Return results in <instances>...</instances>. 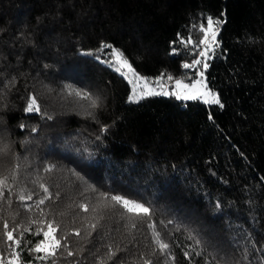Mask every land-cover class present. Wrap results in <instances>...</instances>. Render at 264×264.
<instances>
[{
	"label": "trees",
	"instance_id": "trees-1",
	"mask_svg": "<svg viewBox=\"0 0 264 264\" xmlns=\"http://www.w3.org/2000/svg\"><path fill=\"white\" fill-rule=\"evenodd\" d=\"M207 16L223 21L204 69L223 107L164 94L132 101L113 49L97 51L107 43L142 75L192 81L197 67L183 64L202 45L181 39L201 40ZM0 74V178L11 186L0 233L5 220L24 226L27 264H264V0H0ZM29 93L39 113L25 111ZM42 184L51 199L37 207ZM101 193L152 215L102 207ZM31 220L67 237L54 258L28 251L47 230L25 231Z\"/></svg>",
	"mask_w": 264,
	"mask_h": 264
},
{
	"label": "snow or ice",
	"instance_id": "snow-or-ice-1",
	"mask_svg": "<svg viewBox=\"0 0 264 264\" xmlns=\"http://www.w3.org/2000/svg\"><path fill=\"white\" fill-rule=\"evenodd\" d=\"M205 22H206V26L205 24H201L199 26V31L201 33H203V38L201 40H192L191 37H189L186 41L181 39V43H190L193 44L195 46V48H200L201 45H203V49L197 53V55L199 57H207L209 55V50L213 49L219 45V41L216 39V37L218 36V29L220 27V25L223 23V21L220 18H213L211 16H207L205 18ZM175 43V42H173ZM113 49L111 55L114 56V61H109L111 63H114L115 65H117V71H121V69H127L129 71L132 72L133 76L135 77V79L137 81H143L145 85H147V79L146 78H142L139 77V75L135 72V69H133L131 63H129V61L124 57L123 53L118 50V49H114V47L110 44L107 43H102L100 49H98L97 51H103L104 49ZM176 52V49H173V53ZM91 54V53H88ZM97 59H99V57H96ZM202 65L204 68L208 67V64L206 62V60L197 58L194 59L192 61V63H184L183 67L184 68H194L196 66H200ZM45 67H47V65H45ZM122 74L127 75V72H123ZM200 76L203 77L204 73L203 71H201ZM2 75V74H0ZM164 77L163 75H161V77L157 78L156 80V84L159 85L161 87V92L160 93H153V92H146L143 95H152V94H169L167 92H163V85H162V81H163ZM168 80H172V77L169 75L167 77ZM15 83V78L13 77L12 80L6 81L5 82V87H10L13 86ZM196 83H200V81H197ZM176 87L177 88H189V85H185L183 84L182 81L180 80H176L175 81ZM68 89L71 90V85L67 86ZM192 87H194V85H192ZM76 95H80L81 92L83 90H74ZM69 94H72V92L70 91ZM200 95H204L202 93H198L197 95H185L182 98L184 99H196L198 98V96ZM207 95H210L212 97L211 100H207V103H214V104H218L220 105V107H223L219 95L218 94H213L210 91L207 93ZM139 98H143V96L139 97ZM131 99L135 100L137 99L136 95H135V91L133 96L131 97ZM40 104L38 102L37 96L35 94L29 93L28 96V102L26 104L25 107V111L26 112H36L39 113L40 112ZM48 119H51V117H47ZM23 127V125H22ZM6 146L4 147H0V153H3L4 151H6ZM55 166L51 165L49 166L47 169H45V171L47 172H51L53 170ZM41 188L43 189V191L45 193H47L46 196L38 199V201L36 202L37 207H39V205H43L45 203L46 200L51 199V193L49 192V189L47 188V186L45 185H40ZM8 189L9 191L11 190V186L8 184V177H3L0 178V199L4 198V190ZM102 200H101V205L102 207H115L116 205H120L121 207H123L125 209V211L129 214H131V216L133 218H145V217H151L152 215V208L150 206H148L147 204L140 202V201H136V200H131L125 196L122 195H111L108 193H101L100 194ZM18 199L20 201H24V200H31L32 199V194H28L27 196L21 194ZM110 199V201L112 202L111 205L107 204V203H103V201ZM9 203H11L9 201ZM26 207H28L29 209H31L30 205H26ZM81 207L84 208L85 211L88 210V205L84 204L81 205ZM216 207L219 208V202H217ZM43 210L41 209V212ZM38 223H43L46 224V228L47 230H45L44 228H40L37 231H35L33 234L35 236H40L42 234L43 239L39 240L34 247H31L28 249V251L30 252H35V253H43V255H39L36 257V259L38 260H47V259H52L57 255V250H59L60 248L64 247L65 244L63 243V241L67 240V237H60L57 238L56 233L59 231V225H56L54 221H49V220H44V221H37V220H31L29 222V227H27L25 229V231H32L31 229V224H38ZM163 223V222H161ZM24 227L23 225H10L8 223V221H4L3 223V232L0 233V246H2L3 248H6L8 251L7 253H5V251L0 250V264H27L26 261L23 260L22 256H21V252L23 251L22 248V241L21 239H19V236H23L24 232L21 231V228ZM89 227H91L92 229H95L96 224H90ZM131 227L135 228L136 224L133 223L131 225ZM148 227L152 228L154 230V235H155V241H156V245L159 251H161L162 253H168L169 258L171 260H175L174 256H171V254L168 252L170 245L166 242H164L163 239H161V234L158 231H155V223H150L148 224ZM19 234V236L17 235ZM75 234L77 236L80 235L79 230H76ZM189 239H195V244L192 245L191 247H196L198 245H200L201 241L198 238H194L191 234L188 237ZM118 251V250H117ZM68 255H74L73 252L69 251L67 253ZM154 254V253H153ZM185 256H190V253L185 252L184 253ZM110 257L111 256H115L116 252L115 251H111L108 254ZM196 255H200L199 252L196 253ZM144 264H153V261L151 258L145 259L144 260Z\"/></svg>",
	"mask_w": 264,
	"mask_h": 264
},
{
	"label": "rangeland",
	"instance_id": "rangeland-1",
	"mask_svg": "<svg viewBox=\"0 0 264 264\" xmlns=\"http://www.w3.org/2000/svg\"><path fill=\"white\" fill-rule=\"evenodd\" d=\"M203 47L204 46L202 45L200 51L203 49ZM212 50L213 49L209 50V55L211 54ZM209 55L207 57H199L198 56L197 58L206 60V62H207V60L209 58ZM112 59H113L112 61H114V59H115L114 56H113ZM110 65L112 67H114L115 69H117V65H115L114 63H110ZM196 67H197L198 75L192 81H188V80H185V79H182V78H172V80H168L167 78L164 77V79L162 81V85H163V89L162 90H163V92H167V93H169L167 95L173 96V97H176V98L182 99V100H188V99L182 98L185 95H197L198 93H202L204 95H200L196 99H200V100H203L205 102L207 100H211L212 97L210 95H207V93L210 91L213 94H218V92H217V90L209 87V85L207 84V80H206L205 73H204V69L205 68L202 65L196 66ZM196 67H194V68H196ZM201 71H203V73H204L203 77H201L200 74H199ZM119 72L121 74L123 72H127V75H124V74L123 75L126 76L128 81L130 82L131 93H130L129 99L132 100V101H136V100L141 99V98H139L141 96H143V97L148 96V95H143L146 92H153V93H160L161 92V87L156 84V80L159 77H152L151 78V77L142 75V74H140L139 72H137L135 70V72L139 75V77L147 79V85H145L143 81H137L135 79V77L133 76L131 71H129L127 69H121V71H119ZM176 80H180V81L183 82V84L189 85L190 87L187 88V89H185L183 87L177 88L176 84H175ZM197 81H200V83H196ZM192 85H194V87H192ZM134 91H135V95L137 97V99H135V100L131 99V97L134 94Z\"/></svg>",
	"mask_w": 264,
	"mask_h": 264
}]
</instances>
